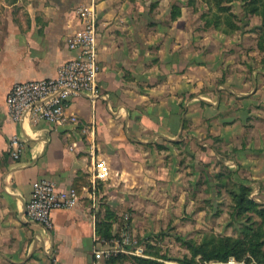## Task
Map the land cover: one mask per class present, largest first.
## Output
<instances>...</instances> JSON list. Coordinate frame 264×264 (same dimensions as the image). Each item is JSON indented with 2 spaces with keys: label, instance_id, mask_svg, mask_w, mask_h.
Segmentation results:
<instances>
[{
  "label": "crops",
  "instance_id": "1",
  "mask_svg": "<svg viewBox=\"0 0 264 264\" xmlns=\"http://www.w3.org/2000/svg\"><path fill=\"white\" fill-rule=\"evenodd\" d=\"M89 7L99 94L69 99L76 122L54 127L30 114L13 121L9 88L55 76L76 55L66 39ZM197 16L188 0H0V264H92L97 224L109 213L130 208L136 229L153 226L162 211L185 212L188 191H224L221 169L264 202L257 30L202 29ZM99 159L109 168L103 179L95 177ZM43 178L80 195L51 211L50 228L24 212L32 182Z\"/></svg>",
  "mask_w": 264,
  "mask_h": 264
},
{
  "label": "built area",
  "instance_id": "2",
  "mask_svg": "<svg viewBox=\"0 0 264 264\" xmlns=\"http://www.w3.org/2000/svg\"><path fill=\"white\" fill-rule=\"evenodd\" d=\"M81 22L77 29L66 39L67 46L75 50V56L59 65L55 76L15 82L9 88L5 105L13 121L30 114L35 118L47 121L54 127L64 122H76L74 114H67L65 106L70 98L76 95L94 97L99 94L97 74V18L94 8L80 10ZM9 154L13 158L19 156L21 140L13 135L9 140ZM109 168L105 160L96 163L95 177L106 178ZM79 192L73 186L58 188L48 179H37L32 182L30 197L25 203V216L42 224L46 228L52 226L51 211L57 208H67L79 199ZM115 250L129 252L124 246L134 247L137 241L128 233L123 232L118 240L110 239ZM106 238L96 237L93 248L92 264H103L114 250Z\"/></svg>",
  "mask_w": 264,
  "mask_h": 264
},
{
  "label": "rangeland",
  "instance_id": "3",
  "mask_svg": "<svg viewBox=\"0 0 264 264\" xmlns=\"http://www.w3.org/2000/svg\"><path fill=\"white\" fill-rule=\"evenodd\" d=\"M189 5L198 15L196 26L202 29H215L205 27L204 20L200 18V14L207 9L205 2L195 0L193 4ZM233 10L239 11L235 3H233ZM236 22L240 24V27L236 29H259L261 17L257 14H250L247 23L239 20ZM255 35V42L258 43V30L255 31ZM219 173L217 180L219 183H223L224 191H211L210 193L209 191H188L191 204L190 206L186 205V211L183 212L179 205H177L178 210L162 211L159 214V220L152 221L153 226L149 224L150 221H146V227H137L136 229L131 224V218L134 215L129 210L130 208H125L118 214L109 213L107 219L111 222L113 220V223L116 222V226H112L111 236L107 240H118L123 232H128L137 241V245L134 247L124 246L125 250H129V252H125L115 250L118 248L112 241H109L114 250L103 264H141L137 260L138 257L156 259L166 264H186L183 259L192 255L187 243L190 239L199 242L205 235L211 233L233 236L238 234L239 229L246 223L245 215H249L251 210L244 212L246 214L243 213L241 216L234 215L235 200L232 195L239 192V185L232 182L228 170L221 169ZM241 185L250 189L249 198L257 202L259 207H264V202H261L258 197L259 194L253 191L248 184L241 183ZM164 192L168 191H160V194ZM169 197L171 198L170 193ZM166 199L167 197L164 196L159 200L162 203ZM166 207L165 204H161V208L165 209ZM252 215L256 220L259 219V215L256 213ZM112 258H116V260L111 261ZM195 259L199 262V255H196Z\"/></svg>",
  "mask_w": 264,
  "mask_h": 264
},
{
  "label": "trees",
  "instance_id": "4",
  "mask_svg": "<svg viewBox=\"0 0 264 264\" xmlns=\"http://www.w3.org/2000/svg\"><path fill=\"white\" fill-rule=\"evenodd\" d=\"M207 5L206 11L200 14L204 20L205 27H213L224 32L233 31L240 27V22H248L250 14H257L261 17V25L258 30V47L264 49V0H202ZM195 0H188L193 4ZM233 3L239 11L233 10ZM176 13L172 12L171 18ZM249 188L239 185L234 198V215L241 216L244 212L251 210L245 215L246 223L242 225L236 235H216L214 233L205 235L201 241L193 239L187 241L191 249V257L183 261L186 264H264V207L248 197ZM234 191V190H231ZM256 213L259 219L252 215ZM246 214V213H244ZM112 222L104 220L97 224L96 233L104 238H110ZM199 255V262L195 256ZM112 258L111 261H115ZM141 264H166L156 259L137 258ZM108 261V260H107Z\"/></svg>",
  "mask_w": 264,
  "mask_h": 264
}]
</instances>
